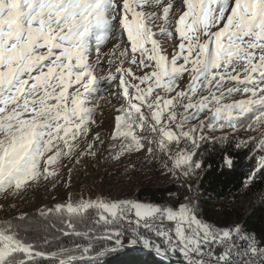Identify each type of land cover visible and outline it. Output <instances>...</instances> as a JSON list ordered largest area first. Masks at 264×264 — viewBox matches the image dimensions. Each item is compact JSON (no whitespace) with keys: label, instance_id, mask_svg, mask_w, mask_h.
<instances>
[{"label":"snow or ice","instance_id":"snow-or-ice-1","mask_svg":"<svg viewBox=\"0 0 264 264\" xmlns=\"http://www.w3.org/2000/svg\"><path fill=\"white\" fill-rule=\"evenodd\" d=\"M101 100L118 105L108 136ZM141 152L177 181L163 202L69 190L0 221V264H264V240L206 220L188 182L242 153L244 187L264 181V0H0V194L70 189L81 161Z\"/></svg>","mask_w":264,"mask_h":264},{"label":"trees","instance_id":"trees-1","mask_svg":"<svg viewBox=\"0 0 264 264\" xmlns=\"http://www.w3.org/2000/svg\"><path fill=\"white\" fill-rule=\"evenodd\" d=\"M241 137H244L243 133H241ZM106 146L107 145H105V147ZM216 147L219 148L220 146L216 145ZM246 151L247 150H245V152ZM101 153H103V156L107 154L106 152ZM206 158L209 162L213 163L214 167L220 161V156L217 152L208 153ZM141 160L142 159H140V161ZM236 160L237 168L234 171L221 174L220 169L216 167L215 172L209 170V172L192 177L191 184L195 185L199 181L201 185L197 193V198L202 201L204 218L206 220L221 227L230 225L233 222L243 223L249 230L255 232L259 239L264 240V209L258 207L257 204V194L261 190H264V181L258 180L256 182V187H251V189L245 188L244 181L248 171V161L243 159V153L236 156ZM140 161L134 165L137 170L140 168L142 171L145 165H142ZM116 163L117 162L105 163L108 168V172L105 176L112 184L120 182L119 180H121V178L127 177L134 169L132 167H126L122 170V168L116 167ZM153 169L152 172L156 177L163 174L167 178H171L161 171L158 162H156L155 168ZM176 188L177 181H175V179L173 182L169 183L142 184L127 198H138L140 202H163L167 197L168 191H175ZM242 199H249L252 204L250 205L242 202ZM35 212L36 211H31L29 213ZM10 213L12 212L10 211ZM253 213H255V215H253ZM16 215L18 214L14 213L10 216H2L0 221L10 219ZM64 242L69 243L68 238H64ZM121 255L122 254L117 253L108 257L106 264H112V262L119 264ZM148 264H164V262L155 257L154 254H150L148 257Z\"/></svg>","mask_w":264,"mask_h":264},{"label":"rangeland","instance_id":"rangeland-1","mask_svg":"<svg viewBox=\"0 0 264 264\" xmlns=\"http://www.w3.org/2000/svg\"><path fill=\"white\" fill-rule=\"evenodd\" d=\"M153 38L163 41L162 47L167 48L168 53L172 52V48L165 37L158 34ZM114 43L109 41L105 45H102L101 51L110 54ZM145 47L150 48L151 45H145ZM133 70L135 71V68ZM115 107H118V105L109 104L106 100L100 101L96 109V120L99 127L95 128L94 131H100L105 136L111 133L114 128ZM94 131L91 134H94ZM173 151H175V148H173ZM99 155L100 160H103V153ZM143 155V152L131 154L127 158H122L118 161L116 167H120L122 170L126 167H131L139 163ZM100 160L81 161L78 170L71 176L70 189L61 183L52 190H49V184L46 186L42 185L34 190L29 189L22 194H13L11 191L0 194V218L2 216H10L14 213L19 214L21 212L29 213L31 211H37L41 207L52 206L54 203H63L69 190L74 200L79 199V193L81 192L84 193L86 198L91 196V198L95 199L97 195H102L110 199H122L127 198L142 184L169 183L174 181L173 178H167L163 174L156 177L152 172L156 165V161H153L151 164L145 165L142 171L140 168L137 170L134 167L133 172L128 174L127 177H123L119 180L120 182L112 184L105 176L108 172L107 165L100 162ZM64 163H67V161H64ZM61 174L63 180L67 181L68 174L66 168L61 169ZM189 182L191 183L192 179ZM53 196L56 197L55 200H53ZM242 202L252 204L249 199H242ZM13 205H15L14 208L12 207ZM10 208L11 210H9Z\"/></svg>","mask_w":264,"mask_h":264},{"label":"bare ground","instance_id":"bare-ground-1","mask_svg":"<svg viewBox=\"0 0 264 264\" xmlns=\"http://www.w3.org/2000/svg\"><path fill=\"white\" fill-rule=\"evenodd\" d=\"M154 254V253H153Z\"/></svg>","mask_w":264,"mask_h":264}]
</instances>
